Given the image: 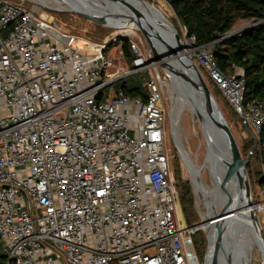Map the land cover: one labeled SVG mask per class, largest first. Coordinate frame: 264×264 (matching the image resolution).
Instances as JSON below:
<instances>
[{
    "label": "built area",
    "instance_id": "built-area-1",
    "mask_svg": "<svg viewBox=\"0 0 264 264\" xmlns=\"http://www.w3.org/2000/svg\"><path fill=\"white\" fill-rule=\"evenodd\" d=\"M184 41L253 140L247 161L258 155L261 180L252 193L256 210L264 208V100L246 97L241 69L226 75L208 45L186 33ZM109 46L85 45L46 14L0 0V239L8 264L196 259L192 235L202 225L181 226L160 79L150 74L145 98L118 87L154 62L131 41L132 60L120 67Z\"/></svg>",
    "mask_w": 264,
    "mask_h": 264
},
{
    "label": "rangeland",
    "instance_id": "rangeland-1",
    "mask_svg": "<svg viewBox=\"0 0 264 264\" xmlns=\"http://www.w3.org/2000/svg\"><path fill=\"white\" fill-rule=\"evenodd\" d=\"M10 1L17 3V4H22L27 8L36 10L40 14L42 13L46 14L50 22L55 21L57 23L62 24L66 30L77 34L80 37L81 42L85 45L91 44V43L109 44L110 46L107 52L108 54H111V56L115 59L117 64H123L124 62L123 56L121 55V47H120L121 41L123 40L135 41L136 43H138L141 50L145 53L148 61H152L156 58V55L150 43L147 41L142 31H140L138 28H137L136 33L133 35H130V36L121 35L122 33L128 30L127 25L119 26V27L111 26V25H103L95 21L88 15L83 14L74 9L55 8L59 4H62L63 7H67L68 6L66 5L67 3L64 2L63 0H44L45 3H42L41 1H35V0H10ZM90 1L93 2L94 0H90ZM145 1L150 2L151 4L155 5V7H157L165 15V17L171 22V24L174 25L173 21L174 22L176 21V16L173 10L169 7V5L164 0H145ZM253 21L254 20L239 21L234 26V28L232 29L230 33L234 34L238 31L248 29L250 26L253 25ZM177 24L180 27L178 22ZM180 29H181V33L183 37L182 43L183 44L187 43L186 41H184V35H185L184 29L182 27H180ZM207 47L208 49H211L212 45H208ZM186 53L190 55V49L188 47H186ZM200 70L220 110L222 111L225 119L227 120L233 132V135L237 141V144L239 146V149L241 151L243 158H246L249 153L247 152L245 147L247 144L250 143L252 138L250 137L246 129H244L241 126L239 117L235 114V112L230 107L226 99H224L222 95H220L217 92L216 88L213 87V85L209 82L204 71L202 69ZM150 74H155L160 79L161 86L164 92L163 105L166 111L165 131L167 134L166 153L168 155L169 162L171 165L172 178L175 181L174 161L176 160V157L178 156L181 159L182 163L185 165L181 157L180 151L175 143L176 136H175L174 126L172 122L173 117H174V110L176 108V103H177L176 101H177L178 91L176 90V87L174 86L173 81L171 80L169 75L165 72L164 68L162 67L161 62H156V61H154V63H152L150 67L147 68L146 70L141 71L137 73L136 75L130 76L127 82L128 84L139 82L142 85H145ZM120 85L121 83L119 84V86ZM110 90L112 91L111 87H108L106 89V93L109 92ZM188 105H189L188 102H186L183 108V111L179 116L178 123H179L180 129L177 131V133L181 137V141H182V145L184 149L190 153L194 165L197 166L199 175L202 177L203 181L206 183L207 186L212 187L214 183L212 179V174L208 166L209 160H208L207 134H206V131L202 129L197 115H193L191 113ZM250 168L251 170L253 169L254 171L253 173L255 174L250 184H251V188L253 192L256 193L257 191L256 185L259 184L261 180L260 161H259L257 154L250 158ZM191 186H192L194 199H195V208H194V215H193L194 223L192 225H202L192 235V239L194 243L193 251L195 253V258H196L193 264H208V259H209L211 250L214 246L215 233L212 228L205 227L204 223L208 221H213L214 219H216L218 214L223 215L225 212V208L222 207L220 202L212 200L213 205H215V210L213 211V216L209 219V214H208L209 209L206 205V201L207 199L209 200L210 198L208 196L206 197L201 192H197L195 190L193 182H191ZM255 200L257 202L260 200V197L256 194H255ZM178 208H179L181 226L184 228L188 225V223L185 219V216L180 207V204L178 205ZM257 212H258V215H259V218L261 220L263 230H264V208L262 206H258ZM188 226H191V225H188ZM195 237H198L203 244V250H202L204 251V254H202L203 259L200 257V253L197 251V248L195 247V242H194ZM2 245H3V242L0 239V247H2ZM250 264H264L257 247H253L252 261Z\"/></svg>",
    "mask_w": 264,
    "mask_h": 264
},
{
    "label": "water",
    "instance_id": "water-1",
    "mask_svg": "<svg viewBox=\"0 0 264 264\" xmlns=\"http://www.w3.org/2000/svg\"><path fill=\"white\" fill-rule=\"evenodd\" d=\"M103 1L104 5L98 6L111 12L106 13L83 5L74 10L88 15L103 25L111 24L114 8L130 9L135 13V15L128 13L126 15L127 19L129 22L137 23L139 30L142 31L150 43L156 55V58L152 61L161 62L162 67L172 81L174 77L179 82L186 83V96L189 104L194 108L201 127L207 134L208 160L212 164L214 173L219 176L221 187L224 188L229 197L228 201L236 206L235 212H228L225 209L223 215L218 214L216 217L226 218L234 215L228 229L214 238V246L208 264H220L222 256L227 257V264H232L234 253L241 251L246 255V250L253 249V247H257L264 263V230L256 210L247 172L248 157L243 158L233 132L209 89L200 68L192 56L186 53V46L182 43V36L179 31L155 5H153L154 11L164 20L163 26L170 29L169 35L167 33L162 35L157 28L152 27L147 19L146 21L143 20V15L128 0ZM137 1L146 2L145 0ZM146 26H150L152 32ZM169 58L174 60L177 66H172L167 60ZM175 143L180 151L176 138ZM254 149L255 146L252 150ZM180 154L188 169L190 181L193 182L189 165L181 151ZM229 185H233L236 194H238L236 198L231 195ZM238 264H242V262Z\"/></svg>",
    "mask_w": 264,
    "mask_h": 264
},
{
    "label": "trees",
    "instance_id": "trees-1",
    "mask_svg": "<svg viewBox=\"0 0 264 264\" xmlns=\"http://www.w3.org/2000/svg\"><path fill=\"white\" fill-rule=\"evenodd\" d=\"M164 1L176 16V21L173 23L181 36L180 27L188 36L196 38V45H212L210 50L219 70L229 75L233 74L236 68L241 69L244 72L246 97L264 100V21L231 37L223 38L239 21L263 20L264 0ZM130 43L129 40L121 41V50L128 62H131L133 57ZM118 87L132 97H146V86L139 82L128 84L125 81ZM217 92L220 94L218 90ZM253 145V140L246 145L248 153ZM251 168L249 161L247 172L250 183L255 175ZM174 179L179 193L178 201L185 219L188 225L194 226L192 225L195 208L194 194L188 170L178 156L174 161ZM194 242L203 259L202 242L198 237H195ZM0 264H8L7 255L2 247H0Z\"/></svg>",
    "mask_w": 264,
    "mask_h": 264
},
{
    "label": "bare ground",
    "instance_id": "bare-ground-1",
    "mask_svg": "<svg viewBox=\"0 0 264 264\" xmlns=\"http://www.w3.org/2000/svg\"><path fill=\"white\" fill-rule=\"evenodd\" d=\"M35 1H41L42 3H45L44 0H35ZM63 1L67 3L66 4V5H68L67 7H63L62 4H59L55 8L75 9V8H80V5H83L84 7H88V8H92V9H99V10L106 12V13L110 11V10H106V9L98 6V5H104L103 0H94L93 2H91L90 0H63ZM128 1L132 4V6L135 9H137L141 13V15H143V20L146 21V19H147V21L152 25V27L157 28L161 32L162 35H165V33H167L168 35L170 34V29L167 26H163L164 20L161 19L155 13L154 8H153V4H151L150 2H147V1L146 2L137 1V0H128ZM128 13L135 15V13L130 9L123 10V9H117V8L115 9L114 8V12L111 16V17H113V20H112L110 25L117 26V27L127 25L128 30L125 31L124 33H122L121 35H126V36L129 35L130 36V35H133L136 33L137 28L139 29V26L137 25V23L128 21L127 16H126ZM146 27H147V29H149V31L152 32V29L150 26H146ZM167 60L169 61V63L172 66H174V67L177 66V64L171 58H169ZM173 81H174V86L176 87V90L178 91V96H177V101H176L177 103H176V108L174 110V117H173V121H172L173 126H174V132H175L176 140H177V143L179 145L180 151H181L182 155L184 156V158H185L186 162L188 163L189 168L192 172L195 190L197 192L203 193L206 197L208 196L210 198L209 200L207 199V201H206V205L209 209V213H208L209 219L213 216V211L215 210V205H213L212 200L220 202L222 207H224L226 210H228V212H235L236 206L231 201H228L229 197L227 196L224 188L221 187V184L219 182V176L214 173V171L212 169V164L209 162L208 166H209V170L212 172L211 174H212V179H213L214 185L212 187L211 186L209 187L206 185V183L203 181L202 177L199 175L198 168H197V166L194 165L190 153L187 150H185L183 145H182L181 137L177 133V131L180 129L178 120H179V116L182 113L186 102H188V104H189V101H188V98L186 96V83L179 82L174 77H173ZM188 106H189L191 113L193 115H196L194 112V108L190 104ZM196 174H198V176H196ZM228 187H229V191H230L231 195L236 198L238 194H236V191L234 190L233 185H229ZM233 216L230 215L226 218H216L213 221H208V222L204 223V226L212 228L214 233H215V236L217 237L218 234H220L221 232H224L228 229V227H229V225L233 219ZM215 236H214V238H216ZM237 244H239V243H237ZM252 251H253V249L246 250V253H245L246 255H244V253L241 251H237L233 255L232 264H238L239 262L240 263L242 262V264H250L252 261ZM227 261H228L227 257L222 256V258L220 259V264H227L228 263Z\"/></svg>",
    "mask_w": 264,
    "mask_h": 264
},
{
    "label": "crops",
    "instance_id": "crops-1",
    "mask_svg": "<svg viewBox=\"0 0 264 264\" xmlns=\"http://www.w3.org/2000/svg\"><path fill=\"white\" fill-rule=\"evenodd\" d=\"M120 47H121V45H120ZM121 55L123 56V64H120V67H124L127 63H128V61H127V59L125 58V56L123 55V53H122V50H121ZM237 69H239V68H237Z\"/></svg>",
    "mask_w": 264,
    "mask_h": 264
}]
</instances>
